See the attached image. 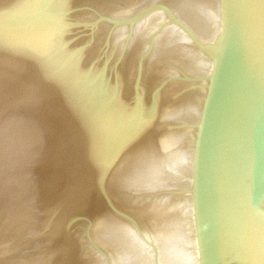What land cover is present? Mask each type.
Masks as SVG:
<instances>
[{"label":"water","instance_id":"1","mask_svg":"<svg viewBox=\"0 0 264 264\" xmlns=\"http://www.w3.org/2000/svg\"><path fill=\"white\" fill-rule=\"evenodd\" d=\"M0 264H264V0H0Z\"/></svg>","mask_w":264,"mask_h":264}]
</instances>
